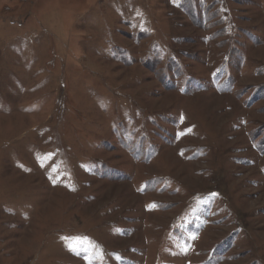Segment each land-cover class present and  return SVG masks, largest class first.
Wrapping results in <instances>:
<instances>
[{"label":"rangeland","instance_id":"rangeland-1","mask_svg":"<svg viewBox=\"0 0 264 264\" xmlns=\"http://www.w3.org/2000/svg\"><path fill=\"white\" fill-rule=\"evenodd\" d=\"M0 264H264V0H0Z\"/></svg>","mask_w":264,"mask_h":264}]
</instances>
